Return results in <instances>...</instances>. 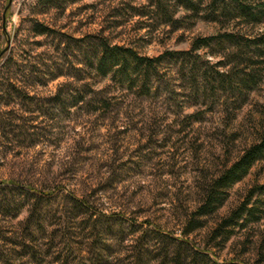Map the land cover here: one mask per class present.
Masks as SVG:
<instances>
[{
    "label": "rangeland",
    "instance_id": "374dc122",
    "mask_svg": "<svg viewBox=\"0 0 264 264\" xmlns=\"http://www.w3.org/2000/svg\"><path fill=\"white\" fill-rule=\"evenodd\" d=\"M213 2L0 0V264H264V157L183 234L264 132V21ZM103 40L164 58L104 77Z\"/></svg>",
    "mask_w": 264,
    "mask_h": 264
},
{
    "label": "trees",
    "instance_id": "16d2710c",
    "mask_svg": "<svg viewBox=\"0 0 264 264\" xmlns=\"http://www.w3.org/2000/svg\"><path fill=\"white\" fill-rule=\"evenodd\" d=\"M70 0H41L43 4L48 7H56V5L67 3ZM72 1H81V0H72ZM161 1V0H160ZM182 2H186L189 0H180ZM203 1V0H201ZM214 1L211 4V8H213V12L215 13V17L219 13L228 14V10L234 7V10L231 11H240L242 14H246L249 17H253L257 19L259 22L264 21V0L259 2L258 5H250L247 2H243L241 0H212ZM154 5V3L152 4ZM213 5V7H212ZM215 5V7H214ZM225 8V10H224ZM224 11H220V10ZM231 13V12H230ZM173 18V14H172ZM49 31V28L46 26L39 27L37 30L38 35H44ZM222 37H225L229 40H236L237 38L234 35L226 34ZM218 40V37H209L198 39L195 43V49H199L203 46H210L212 41ZM257 40H252L249 42H254V48L256 49V53L258 56L264 55V34L256 38ZM99 47L102 49V56L97 60L96 69L98 72L104 76L109 77L110 75L119 76L122 81L127 83H132L134 80V75L137 71H145V83L149 80L150 74L153 69H156V65L162 61L164 56H160L156 59L140 56L134 49L120 46V45H112L108 41L103 40L100 42ZM248 47H253L250 45ZM11 63V61H9ZM146 85V84H145ZM259 142L249 147L244 154L233 163L230 167H228L222 176L217 178L216 180L208 183L202 202L195 212L189 215L184 223L183 234L185 237H188L192 232H194L198 228L197 221H199L200 217H207L211 214H214L226 201V190L232 187L239 181H242L246 176H248L251 170L254 168L256 163L264 157V132L261 134L259 138ZM17 185V184H16ZM18 186V185H17ZM33 189H28L29 191ZM48 196L51 193H47ZM75 200L83 207L86 206L85 200L76 199ZM253 214V210H249L247 208V202L239 207L229 218L224 221L222 227L230 226L233 223H239V220L243 219V217L247 214ZM189 244V242H185Z\"/></svg>",
    "mask_w": 264,
    "mask_h": 264
}]
</instances>
